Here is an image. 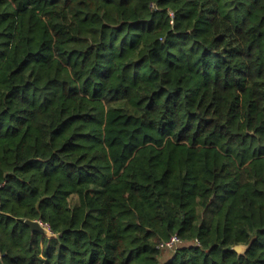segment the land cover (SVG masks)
<instances>
[{
	"label": "trees",
	"instance_id": "1",
	"mask_svg": "<svg viewBox=\"0 0 264 264\" xmlns=\"http://www.w3.org/2000/svg\"><path fill=\"white\" fill-rule=\"evenodd\" d=\"M163 259L264 264V0H0V264Z\"/></svg>",
	"mask_w": 264,
	"mask_h": 264
},
{
	"label": "built area",
	"instance_id": "2",
	"mask_svg": "<svg viewBox=\"0 0 264 264\" xmlns=\"http://www.w3.org/2000/svg\"><path fill=\"white\" fill-rule=\"evenodd\" d=\"M41 222V221H40ZM46 228L49 229L50 231V228H49V225L46 224V223H43L41 222ZM51 232V231H50ZM184 243V240L177 234H174L170 239L166 240V241H163L161 242L158 247L164 252L166 250H169V251H176V249ZM166 259H163L161 261V264H166Z\"/></svg>",
	"mask_w": 264,
	"mask_h": 264
},
{
	"label": "water",
	"instance_id": "3",
	"mask_svg": "<svg viewBox=\"0 0 264 264\" xmlns=\"http://www.w3.org/2000/svg\"><path fill=\"white\" fill-rule=\"evenodd\" d=\"M25 223L29 225L32 230L47 233L46 227L37 219H26ZM249 247L250 244H237L233 249L236 250L239 254H244Z\"/></svg>",
	"mask_w": 264,
	"mask_h": 264
},
{
	"label": "rangeland",
	"instance_id": "4",
	"mask_svg": "<svg viewBox=\"0 0 264 264\" xmlns=\"http://www.w3.org/2000/svg\"><path fill=\"white\" fill-rule=\"evenodd\" d=\"M46 229H47V234H50L49 229H48V228H46ZM171 254H172V253H171ZM168 255H170V254H168ZM165 257H167V255H166Z\"/></svg>",
	"mask_w": 264,
	"mask_h": 264
}]
</instances>
